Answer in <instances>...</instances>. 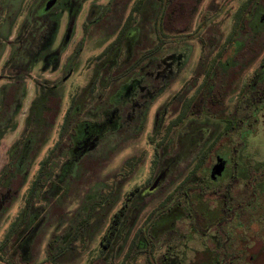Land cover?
I'll return each mask as SVG.
<instances>
[{"label":"rangeland","instance_id":"obj_1","mask_svg":"<svg viewBox=\"0 0 264 264\" xmlns=\"http://www.w3.org/2000/svg\"><path fill=\"white\" fill-rule=\"evenodd\" d=\"M6 1L0 0V10ZM41 1L28 0L25 5L23 0L26 18L22 21L23 17L14 18L13 14V27L10 24L12 16L2 15L0 172L10 162L8 171L13 172V182L10 189L0 188V264H136L137 248L130 253L128 251L130 232L164 198H170L169 194L176 192L170 186L146 196L148 188L143 185L146 177L142 163L156 155L158 165L168 170L171 176H176L180 171L192 170L191 162L202 156L207 145L212 144L210 125L217 127L212 119L186 117L172 129L167 128V123L172 109L171 98L178 94V100L184 99V86L191 85L200 70L211 67L212 76L216 68L221 72L223 56L212 61L213 64L210 57L222 41L219 33L212 35L208 29L204 35L211 34L213 42L202 53L193 41L199 32L165 31L158 37L164 46L148 55L147 46L155 42L149 30L155 26L158 16L162 17L163 11L158 8L161 1L154 4L153 0H112L108 4L109 14L103 13V18L96 24L93 20L100 18L101 7L107 4V0H55L51 9L46 10L44 5L42 11ZM208 2L212 0H195L194 14L192 20L185 21L187 25L198 26ZM238 4L231 3L230 11L233 12ZM131 10L132 20L127 33L135 35V44L131 45L129 53L132 58L135 56V60L126 63L122 44L116 51L117 62L122 61L119 68H115V63L109 65L115 53L95 59L115 38L119 25L124 23ZM30 22L33 27L30 37L34 51H37L34 56L25 52L21 42ZM16 30L18 33L15 35ZM83 38V48L74 61L71 76L64 85L55 89V79L70 71L71 56ZM146 43L148 45L145 46ZM138 45L144 49L146 57L138 52ZM42 48L46 55L41 52L38 57ZM229 48L232 54V48L238 50L240 45L235 41ZM13 55L16 67H13ZM31 76L38 86L32 88L28 85ZM112 79L126 81L130 85L119 112L114 116L108 114L104 98V85ZM181 89L183 92H179ZM84 97H89V100ZM97 102L94 116L85 121L93 124L96 131L78 145L74 125L80 118L69 117L76 113L77 107L84 110ZM158 117L162 119L163 126L154 135ZM200 129L208 132L194 145L193 137L196 135H193ZM261 131L250 136L248 145L240 146L235 155L238 169L245 175L242 179L249 184L248 192L233 204V214H237L238 219L225 222L220 219L223 217L221 211L209 219L205 214L204 218H199L200 212H197L195 229L187 231L189 235L205 232L206 236L214 237L216 250L222 253L231 252L227 247L229 241L237 243L235 250L244 257L249 254L254 241L264 244V216L258 214L264 208V176L261 175L264 173V131ZM31 138L34 140L28 148L25 140ZM220 143L225 146L222 147L224 151L228 150L227 145L232 144L227 138ZM24 149L28 151L26 154ZM224 154L222 161L225 163ZM139 157L142 161L137 167ZM208 158L210 161L211 154ZM214 168L215 165L212 170ZM208 170L210 167L206 168L204 162L190 181L200 182L202 173ZM230 171V167L223 171V182L229 180ZM247 172L253 176L248 177ZM180 183L181 179H178L172 188ZM136 186H141L140 190L129 194ZM177 197L185 210L193 208L194 196L189 195L187 199L178 194ZM124 202L127 203L126 210L110 236L108 229L115 224V214ZM172 204L168 201L166 209ZM246 208L258 211V217L252 219L246 214L239 219L241 210L248 211ZM24 211L25 219L18 224ZM83 218L88 222L82 226L80 219ZM162 219L164 217L157 212L146 231L151 224H161ZM252 222H257V225L252 226ZM186 225V221L178 224L179 233L187 230ZM105 236L107 238L103 242ZM182 241L185 243L184 239ZM247 261L249 263L243 264H261L264 260ZM212 263L216 264L217 259H211Z\"/></svg>","mask_w":264,"mask_h":264},{"label":"flooded vegetation","instance_id":"obj_2","mask_svg":"<svg viewBox=\"0 0 264 264\" xmlns=\"http://www.w3.org/2000/svg\"><path fill=\"white\" fill-rule=\"evenodd\" d=\"M22 1L23 0L6 1V5L0 10V28L4 27L2 24L3 14L12 16L10 22L12 27L13 14L15 15L14 18L19 19L23 17L22 21L26 18L27 11H23L24 6L22 5ZM27 1L28 0H24L25 5ZM45 1H47L48 4H45ZM111 1L112 0H107V4L101 7L102 14L99 19L93 20V24L98 23L103 18V13L108 12V4ZM155 1H161L158 8L163 12L162 17L158 16L159 19L157 18L158 20L154 22L155 26H152L149 30L155 42H150L149 45L148 43L145 44V46L148 45V55L161 50L164 46V42L159 40L158 37H161L165 31L182 32L184 30H192L193 34L199 32V35H196L193 41L199 46L202 53H205V50L209 49V44L213 42L210 39L213 34L219 33L220 40L222 41L210 57V61L215 62L216 59L223 56L221 72L216 68L212 76L213 69L208 66L206 68L204 67L199 71L198 78L193 81L191 85L184 86V99L178 100V94L171 98L172 109L170 110L167 128L172 129L177 127L178 123L180 124L186 120V117H206L207 120L212 119V122L217 124V127L213 124L210 125L212 128L211 131L213 132V137L210 140L212 144L207 145V149L202 156H198L196 160L191 162L192 170H183L176 173V176H171L168 170L158 165L156 155L142 163L143 173L146 177V182L143 185L148 188L146 196H152L170 186V188L176 192L173 194L170 192V198H164V200L158 204L159 206L157 205V207L149 212L141 221L142 223L130 232L131 239L128 243V251L130 253L133 248H137L138 254L136 264H210L213 258L217 259L216 264H243L249 263L247 260L256 258L264 260V244L262 241H254L249 254L244 257L239 254L240 251L235 250L238 248V245L237 243H233V241L227 242L228 245L226 243L231 252L228 253L224 251L222 253L216 250L217 242L215 238L206 236L205 232L199 235L187 234V231L193 228L195 218H197L196 214L198 215L199 212V218L203 217L205 214V217L209 219V217L221 211L223 217L220 219H224L225 222L238 219L237 214H233V204L237 199L239 200L245 192H248L247 188L249 184L242 179L245 178V175L238 169L235 155L240 146L243 148L248 145L250 136H255L259 130L264 131V0H212V2H208L205 6V13L201 14V20L196 28H193L191 24L187 25L188 22H185L188 19L192 20L195 10V0H153L154 4ZM233 2H239V4L236 6V9L231 12L230 4ZM54 4L55 0H42L39 6L42 8V11L44 5L46 6V10H49ZM122 4L124 5V2H122ZM209 7L212 8V11L209 10ZM93 11L96 12V8H94ZM210 11L212 13L205 15L206 12L208 13ZM131 15L132 10L125 18L124 23L121 24V26L119 25L115 38L109 42L104 51L97 55L95 59L101 58L104 54L108 56L111 53H115V56L109 61V65L115 63V68H119L122 61L117 62L116 56L118 53L116 51L118 50L117 46L122 44L126 51V63L135 60V56L132 58L131 55H129L132 49L131 45L135 44V35L133 33H127L129 24L132 20ZM216 19H218V25H216V31L213 33ZM32 29L33 27L30 22L27 25L26 35H23V40H21V42L23 43L25 52L27 51L31 56H34L37 55V51H34L35 48L32 45L33 40H31L30 37ZM208 29L212 32V35H208V33L204 35ZM17 33L16 30L15 35ZM235 41L239 43L240 49L236 50L232 48L234 52L231 54L229 46ZM83 42L84 38L74 55L71 56L72 62L69 66L70 71L61 78L58 76L55 79L53 85L55 89L64 85V82L71 76L74 61L83 48ZM137 47L141 56L146 57V53L143 51L144 49L141 50L139 45ZM114 50L115 52H113ZM41 52L46 55L45 49L42 48L39 51L38 57L41 56ZM214 62H212V64ZM6 63L5 61L4 64ZM13 67H16L14 55ZM28 81H30L28 85L32 88L34 85L38 86L33 76H31ZM104 86L106 88V96L104 97L107 101L106 110H108L110 116H114L119 112L121 102L130 90V85L126 81H116V79H112L106 82ZM179 92H183V89ZM84 98L86 101L87 99L89 100V97ZM97 104L98 102L91 108H85L84 110L83 108L79 110V107H77L76 113H73L72 116L69 117L75 120L78 117L80 118V121L75 122L74 125V134L77 136L78 145L83 143L84 140L88 139L96 131L93 124L85 121L87 119L91 120L92 116H94V108ZM27 111H29V107ZM162 126V119L158 117L154 128V135L157 134V131ZM27 129L29 130L30 128ZM206 132L208 131L204 129H200L199 132L197 131V133L193 135H196V137H193V144H198L197 142L205 137ZM39 133L40 131L38 134ZM239 133L243 137H239ZM223 138H227L232 143L226 146L228 149L227 151L223 150L222 147L225 146L220 143L223 141ZM33 140L34 138L25 140V144H29L28 148L31 147V141ZM26 148L27 146L25 149ZM25 149L24 152L26 154L28 151H25ZM209 154H211L210 161L208 158ZM223 154L225 155V163L222 161ZM141 159L142 157H139L136 161L137 167L141 164ZM204 162L206 163V168L210 167V170L202 173V175H204L201 178V183L191 182L190 179L193 178L195 174L197 175L199 168L204 166ZM259 163L260 162L257 160L258 165ZM220 164H222L221 166L223 167L222 171L221 166H219ZM214 165L215 168L212 170ZM227 167L231 168L229 180L223 182L221 178L223 176V171ZM251 175L250 172L247 174L248 177H251ZM261 175L264 176V173L262 172ZM255 176L258 177V175ZM178 179H181V183L172 188V185L176 183ZM151 183H154V185L151 186ZM140 187L141 186L134 187L129 194L133 191L140 190ZM141 190L143 189L141 188ZM178 194H182L184 198L187 199H189V195L194 196V198L192 197L193 202H191L194 210L193 208L185 210L183 202L178 200ZM128 197L129 196H127L126 199H128ZM168 201L174 204H172L171 208L166 209ZM126 204L127 203L124 202L122 207L115 214V224H112L108 229L110 236L114 233L119 217L126 210ZM263 209L258 213L261 217L264 216ZM247 210L246 212L241 210V217L239 219H243L246 214L252 219L258 217V211L251 208ZM157 212L162 215V218L164 217L162 223L159 225L151 224L149 231H146L147 225L152 221ZM80 220L78 221H80L81 224H86L88 222V220L84 218ZM182 221H186V226L188 227L185 232L179 233L178 224ZM84 224H82V226ZM253 224L257 225V222H252V226H254ZM106 238L105 236L103 242ZM182 239H184L185 243H183Z\"/></svg>","mask_w":264,"mask_h":264},{"label":"trees","instance_id":"obj_3","mask_svg":"<svg viewBox=\"0 0 264 264\" xmlns=\"http://www.w3.org/2000/svg\"><path fill=\"white\" fill-rule=\"evenodd\" d=\"M10 162H7L3 169L0 172V188H9L13 182V172L8 171V167L10 166ZM26 216V211H24V213L22 214V216H20L18 224H20V222L24 221Z\"/></svg>","mask_w":264,"mask_h":264}]
</instances>
